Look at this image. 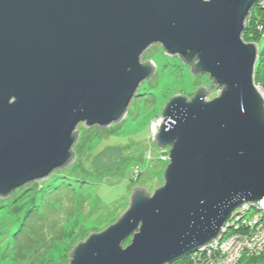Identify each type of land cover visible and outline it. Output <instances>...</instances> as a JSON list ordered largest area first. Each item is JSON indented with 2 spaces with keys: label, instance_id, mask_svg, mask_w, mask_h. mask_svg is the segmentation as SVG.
<instances>
[{
  "label": "water",
  "instance_id": "obj_1",
  "mask_svg": "<svg viewBox=\"0 0 264 264\" xmlns=\"http://www.w3.org/2000/svg\"><path fill=\"white\" fill-rule=\"evenodd\" d=\"M260 0H0V197L69 164L78 124L119 121L154 73L160 43L206 73L163 106L164 183L74 246L69 264H171L221 236L232 213L264 200L259 47L243 32ZM131 236L129 244L124 242Z\"/></svg>",
  "mask_w": 264,
  "mask_h": 264
},
{
  "label": "rangeland",
  "instance_id": "obj_2",
  "mask_svg": "<svg viewBox=\"0 0 264 264\" xmlns=\"http://www.w3.org/2000/svg\"><path fill=\"white\" fill-rule=\"evenodd\" d=\"M257 7L253 14L260 18L264 5ZM255 43L261 48L264 37ZM146 60L154 63V73L141 82L119 121L103 127L78 124L69 164L0 197V264H69L80 240L123 214L135 187L152 194L163 185L169 146L161 148L155 140L162 108L172 95L190 99L199 86L207 91L212 80L206 73L192 74L190 66L177 54L166 53L160 43L144 50L141 62ZM209 90L207 99L217 96L216 87ZM227 237L220 252L238 245L235 232ZM130 241L131 236L124 246ZM179 264L203 263L191 259ZM236 264H264V256Z\"/></svg>",
  "mask_w": 264,
  "mask_h": 264
},
{
  "label": "built area",
  "instance_id": "obj_3",
  "mask_svg": "<svg viewBox=\"0 0 264 264\" xmlns=\"http://www.w3.org/2000/svg\"><path fill=\"white\" fill-rule=\"evenodd\" d=\"M258 3L264 5V0ZM261 93L264 97V90ZM234 232L238 245L232 251L226 249L220 252L219 248L228 240L227 236ZM196 251L205 252L203 264H235L245 257L264 253V200L237 208L223 226L221 236Z\"/></svg>",
  "mask_w": 264,
  "mask_h": 264
},
{
  "label": "trees",
  "instance_id": "obj_4",
  "mask_svg": "<svg viewBox=\"0 0 264 264\" xmlns=\"http://www.w3.org/2000/svg\"><path fill=\"white\" fill-rule=\"evenodd\" d=\"M257 5L260 6L259 3L254 5V7L251 10L249 17L247 18V21H246V27H245V30H244L243 35H242L243 40L245 42L255 43V39H259L260 37H264V29L258 31L256 29V26H255L258 23V25L261 24L264 27V9L262 11H260V13H261L260 18H257L258 17L256 15L257 13L253 14L255 8L259 9V7H257ZM260 13H259V15H260ZM253 81L256 85H259L264 90V45L261 48H259V53H258L257 61H256L254 72H253ZM218 89L219 88H217V91L219 93L220 89L219 90ZM76 133H77V131H76ZM77 136H78V133H77ZM145 192H146V194H149V191H145ZM262 256H264V253H261L259 256L245 257V259L262 257ZM191 259H194V261H196L198 263H203L204 260L206 259V254H205V252H200V251L197 252L194 250V251H191L186 256L182 257L179 260H176L175 262H173L171 264H179L182 261L187 262Z\"/></svg>",
  "mask_w": 264,
  "mask_h": 264
},
{
  "label": "flooded vegetation",
  "instance_id": "obj_5",
  "mask_svg": "<svg viewBox=\"0 0 264 264\" xmlns=\"http://www.w3.org/2000/svg\"><path fill=\"white\" fill-rule=\"evenodd\" d=\"M185 64H187L188 66H190L191 67V65L190 64H188V63H186V62H184Z\"/></svg>",
  "mask_w": 264,
  "mask_h": 264
}]
</instances>
